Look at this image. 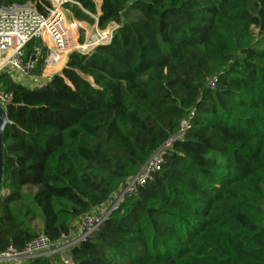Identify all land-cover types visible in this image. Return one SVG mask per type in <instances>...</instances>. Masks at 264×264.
<instances>
[{
	"label": "trees",
	"instance_id": "obj_1",
	"mask_svg": "<svg viewBox=\"0 0 264 264\" xmlns=\"http://www.w3.org/2000/svg\"><path fill=\"white\" fill-rule=\"evenodd\" d=\"M72 1L74 21L113 28L108 43L38 84L0 75V253L55 243L121 195L71 264H264V0ZM25 6L49 2L0 0ZM46 55L33 39L21 61L39 78Z\"/></svg>",
	"mask_w": 264,
	"mask_h": 264
},
{
	"label": "built area",
	"instance_id": "obj_2",
	"mask_svg": "<svg viewBox=\"0 0 264 264\" xmlns=\"http://www.w3.org/2000/svg\"><path fill=\"white\" fill-rule=\"evenodd\" d=\"M47 1L49 2V6L44 7L42 12L37 11L33 6L0 11V75L6 74L10 76L11 74L8 71H12L16 74V77L18 75L22 78L27 77L29 80L37 81L32 75L33 60L25 63L21 61L23 47L30 40H39L46 47L47 55L44 65H48L53 61L52 50L61 51L63 48L69 47L68 42L66 43L68 29L64 26L65 19L62 7L65 4H74V2L72 0ZM96 29L99 31L98 28ZM112 29L110 27L101 30L98 35L99 37L96 34L92 37V41L83 45H77L75 48L70 47L66 54H69L71 50L86 54L96 45L108 43ZM12 77L10 76V78ZM16 82L22 83L19 80H16ZM10 101L11 94L4 91L0 83V107L4 109ZM187 125L188 120L181 122L177 137L182 135ZM161 160L160 153H154L142 166L137 175L127 184L122 194L133 193L135 187L142 184L149 178L151 172L157 169ZM118 198V201H120L121 195ZM117 202L106 213L85 216L78 223L75 233L61 236L55 243H50L44 236L39 235L21 251H14L8 248L3 253H0V264H20L21 262H28L33 258L50 256L61 250H67L70 246L92 233L108 213L115 209Z\"/></svg>",
	"mask_w": 264,
	"mask_h": 264
},
{
	"label": "rangeland",
	"instance_id": "obj_3",
	"mask_svg": "<svg viewBox=\"0 0 264 264\" xmlns=\"http://www.w3.org/2000/svg\"><path fill=\"white\" fill-rule=\"evenodd\" d=\"M68 11L67 10H64L63 9V15H64V19H65V23H66V25L67 24H69V21H68ZM73 26V25H72ZM72 30H73V32H74V41L77 43V45H83V44H86L87 42H90V41H92V37L94 36V35H96L97 34V36L99 35V33L101 32V30H97L94 26L93 27H91V28H89L88 29V31L86 32V33H83V41H82V43L81 44H79L78 43V38H79V34H80V30L79 29H77L76 27H75V25L73 26V28H72ZM99 37V36H98ZM98 37H96V38H98ZM99 39V38H98ZM97 39V40H98ZM77 50V49H76ZM71 52H72V50H71ZM67 55L68 54H66L65 55V58L62 56L61 58H60V62H62L63 61V58L64 59H66V57H67ZM60 62H58V67H59V64H60ZM49 66H50V64H49ZM8 72H10V76L12 77V75H14L11 79L13 80V81H15L16 82V80H19V81H21V82H24V84H27V85H34V83H38V81H34V80H29V78H27V77H24V78H22L21 76H18L17 75V77L15 76L16 74L14 73V72H12V71H8ZM57 73V72H56ZM9 76V77H10ZM25 80V81H24ZM36 80H38V78H36ZM118 197H115V199L114 200H112L109 204H108V206L107 207H105V208H102L101 210H100V212L99 213H106V211L112 206V205H114V203H116L117 201H118ZM51 257H53V258H55V260H51V262H52V264H69V261H70V258H69V255H68V253L67 252H65V251H63V250H61V251H59L58 253H56V255L55 256H51ZM20 264H27V263H24V262H21Z\"/></svg>",
	"mask_w": 264,
	"mask_h": 264
},
{
	"label": "crops",
	"instance_id": "obj_4",
	"mask_svg": "<svg viewBox=\"0 0 264 264\" xmlns=\"http://www.w3.org/2000/svg\"><path fill=\"white\" fill-rule=\"evenodd\" d=\"M96 4L98 5V1L96 2ZM97 12H98V9H97ZM68 21H69V24H71V25H75V27L77 28V29H79L82 33H86L87 31H88V29L89 28H91V27H95V28H97L96 27V25L95 24H93V25H88V24H86V23H84V22H76V21H74L73 19H72V17H71V15H70V13H68ZM108 28H110V27H107V29ZM67 50H69V49H66V50H64L63 51V53L62 54H56L55 55V61L53 62V63H51L50 64V66L48 65H44L43 66V69H42V72H41V75H40V77L38 78V83H40L41 81H43V80H45L46 78H48L50 75H52V74H54V73H56V72H59L60 71V69L62 68V66L64 65V62H65V55H66V53H67ZM64 57L63 58V61L62 62H60V58L61 57ZM58 62H60V64H59V67H58ZM47 67V68H46ZM46 68V69H45ZM22 83H24V82H22ZM34 84H36V83H34ZM25 85H27V84H25ZM24 263H28V262H24Z\"/></svg>",
	"mask_w": 264,
	"mask_h": 264
},
{
	"label": "bare ground",
	"instance_id": "obj_5",
	"mask_svg": "<svg viewBox=\"0 0 264 264\" xmlns=\"http://www.w3.org/2000/svg\"><path fill=\"white\" fill-rule=\"evenodd\" d=\"M64 26H66L67 27V29H68V32H67V34H66V39H67V41H66V43L69 45V47H66V48H63L61 51H55V50H52L51 51V55H52V59H53V61L51 62V63H53L54 61H55V55L58 53V54H62L63 53V51L64 50H66V49H69L70 47L71 48H75L76 46H77V44L75 43V41H74V32H73V30H72V28H73V26L71 25V24H67L66 25V23H64ZM67 52H68V50H67ZM51 63H49V64H51ZM48 64V65H49ZM47 65V66H48ZM47 68V67H46ZM45 68V69H46Z\"/></svg>",
	"mask_w": 264,
	"mask_h": 264
},
{
	"label": "water",
	"instance_id": "obj_6",
	"mask_svg": "<svg viewBox=\"0 0 264 264\" xmlns=\"http://www.w3.org/2000/svg\"><path fill=\"white\" fill-rule=\"evenodd\" d=\"M31 61L33 60V57L30 59ZM7 123L5 114H4V109L0 107V182H1V168H2V154H1V135L3 132V129ZM69 264H71V261H69Z\"/></svg>",
	"mask_w": 264,
	"mask_h": 264
}]
</instances>
